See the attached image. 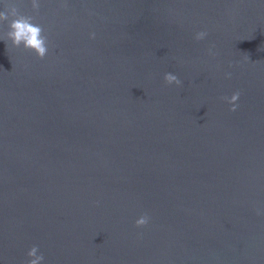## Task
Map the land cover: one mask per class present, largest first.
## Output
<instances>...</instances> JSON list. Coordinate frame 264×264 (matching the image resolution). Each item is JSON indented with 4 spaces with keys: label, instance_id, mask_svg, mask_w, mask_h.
I'll list each match as a JSON object with an SVG mask.
<instances>
[{
    "label": "water",
    "instance_id": "water-1",
    "mask_svg": "<svg viewBox=\"0 0 264 264\" xmlns=\"http://www.w3.org/2000/svg\"><path fill=\"white\" fill-rule=\"evenodd\" d=\"M37 3L0 0L48 38L0 22V264H264V0Z\"/></svg>",
    "mask_w": 264,
    "mask_h": 264
},
{
    "label": "clouds",
    "instance_id": "clouds-1",
    "mask_svg": "<svg viewBox=\"0 0 264 264\" xmlns=\"http://www.w3.org/2000/svg\"><path fill=\"white\" fill-rule=\"evenodd\" d=\"M32 8L34 10L39 9V4L37 0H31ZM9 17L11 19L9 20ZM34 17L30 15L21 14L19 9L14 5L10 4L7 5L6 11L0 12V22L9 20L8 24V32H7V39L11 41L14 47H20L23 45V48L26 50H30L36 54L39 59H43L47 52H48V38L44 34L43 28L39 25L34 23ZM94 33L92 37L94 38ZM207 35L206 32H198L195 36L197 41L204 39ZM249 57H245L247 60ZM230 76V74H228ZM164 81L168 85L176 84L177 86L181 85V80L174 74L166 73L164 75ZM240 96V92H235L230 98L222 97L223 100H226L230 105V111H236L238 104L236 101ZM259 214V213H258ZM150 217L147 214H142L136 221L135 226L137 228H141L146 226L149 223ZM38 253V246L34 245L31 249L27 252V257L30 259L27 260L26 264H42L44 260L43 254Z\"/></svg>",
    "mask_w": 264,
    "mask_h": 264
}]
</instances>
